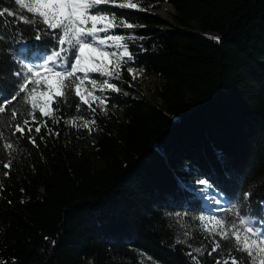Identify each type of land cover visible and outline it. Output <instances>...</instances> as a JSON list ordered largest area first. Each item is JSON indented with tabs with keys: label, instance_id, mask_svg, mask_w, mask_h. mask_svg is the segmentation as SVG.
Segmentation results:
<instances>
[{
	"label": "trees",
	"instance_id": "1",
	"mask_svg": "<svg viewBox=\"0 0 264 264\" xmlns=\"http://www.w3.org/2000/svg\"><path fill=\"white\" fill-rule=\"evenodd\" d=\"M164 2L175 10L172 22L153 11ZM141 4L146 11L109 9L137 27L112 33L134 37L121 79L90 74L122 90H104L107 114L93 104L95 113L86 105L77 113L74 100L61 105L60 122L48 120L60 135L42 128L38 148L11 137L0 119L17 144L9 157L0 141V164L13 160L7 177L0 166V259L8 264H194L188 253L197 247L206 250L200 264L229 252L244 264L231 241L212 256L207 235L187 241L181 224L196 231L208 213L195 193L200 180L225 197L231 217L264 230V0ZM3 7L16 6L0 0ZM0 36L2 100L17 90L20 61L43 60L56 42L36 41L22 23ZM128 67L159 81L154 95L137 88ZM78 116L96 120L90 152L85 132L64 123Z\"/></svg>",
	"mask_w": 264,
	"mask_h": 264
},
{
	"label": "snow or ice",
	"instance_id": "2",
	"mask_svg": "<svg viewBox=\"0 0 264 264\" xmlns=\"http://www.w3.org/2000/svg\"><path fill=\"white\" fill-rule=\"evenodd\" d=\"M14 5L16 7L12 9H0V18L13 17L12 21L0 19V29L22 23L35 31L36 41L51 36L56 42L54 50L41 62L20 61L24 71L14 73L20 78L17 90L0 100V119L4 120L3 126L10 129L11 137H27V142L38 148L37 136L41 141L45 139V136H40L42 128L48 136L60 135L49 126L48 120L54 124L60 122L62 117L57 113L60 112L61 105L71 106L74 100L77 113L82 111V105H86L95 113L96 109L92 108V104L99 101L97 107L103 106L101 110L107 114V97L95 95L97 87L100 91L107 89L116 93L122 90L117 84L110 82V79L97 80L90 74L120 80L122 66L134 60V54L126 43V39L134 37L112 33L119 27H137L109 9H147L142 6L141 0H14ZM209 38L219 42V37ZM112 47L119 51L107 50ZM141 71L127 68L133 79H136V74ZM86 82L92 86L91 89L86 87ZM17 103L22 107H17ZM76 120H82L83 123L77 125ZM64 123L73 128L87 129L91 134L96 120L78 116L65 120ZM0 141H5L3 149L8 152L9 157L17 151V144L3 131H0ZM12 163L13 160L9 158L0 164L3 169L8 170L2 173L4 177L11 172ZM199 183L206 184V181L200 180ZM0 191H3V185H0ZM235 215L238 217V223L232 221L230 224L216 216L198 217L204 232L209 236L219 237V240H212V247L207 250V255L212 256L213 253L220 252L221 241H231L236 251L247 256L244 264H264V231L254 227L252 221L240 213ZM205 251L197 247L188 255L192 257L194 264H200L197 256H202ZM0 264L8 262L0 259ZM12 264H15L14 259ZM215 264H241V259L229 252L227 258H217Z\"/></svg>",
	"mask_w": 264,
	"mask_h": 264
},
{
	"label": "rangeland",
	"instance_id": "3",
	"mask_svg": "<svg viewBox=\"0 0 264 264\" xmlns=\"http://www.w3.org/2000/svg\"><path fill=\"white\" fill-rule=\"evenodd\" d=\"M155 13L159 14L167 20L168 22H172L175 16V10L174 8L168 4L167 2L162 3L157 9L153 10ZM103 36L104 34L101 33ZM112 42H109L111 44ZM23 49V47H22ZM108 51H119L118 49L112 47L108 48ZM27 63V62H26ZM31 63V62H30ZM82 75V74H81ZM136 79H133L134 84L137 86L139 90H141L145 95L149 96L151 95L154 90L158 89L160 86V83L157 79L147 77L142 72H139ZM133 77V75H132ZM97 80H103V79H97ZM86 87L91 89V85L86 82ZM104 91H100L99 87H97V90L95 92V95L100 96L103 98ZM154 95V94H152ZM99 104V101L96 103H93L97 107ZM98 107V108H102ZM77 125H80L83 123L82 120H76ZM76 130H83L85 132L86 137V151L90 152L93 149V145L91 142L90 134L87 129L84 128H75ZM198 188L195 189V193L198 194L199 197L203 200V206L208 210V213L203 216H216L217 218L224 219L227 217L228 220H225L229 222V224L232 221H236L238 223V220L234 219L229 215V209L227 205V201L222 195L218 192H214L208 184H200L197 182L196 184ZM253 224V223H252ZM254 227H257L255 224H253ZM181 228L183 229V232L185 233V237L187 241H192V245L195 246L197 243H201L202 240L206 237L210 240L216 239V237L209 236L208 233L204 232L202 229V225L199 221V229L196 227V231H189V228H187V221L186 224H181ZM258 228V227H257ZM262 230V229H261ZM264 231V230H262ZM218 237V236H217Z\"/></svg>",
	"mask_w": 264,
	"mask_h": 264
},
{
	"label": "bare ground",
	"instance_id": "4",
	"mask_svg": "<svg viewBox=\"0 0 264 264\" xmlns=\"http://www.w3.org/2000/svg\"><path fill=\"white\" fill-rule=\"evenodd\" d=\"M42 61V60H41ZM41 61H38V62H41ZM38 62H31V63H38ZM20 67H21V65H20ZM21 69H22V67H21ZM22 71H24L23 69H22ZM132 76V75H131ZM214 192H216V191H214ZM217 193V192H216Z\"/></svg>",
	"mask_w": 264,
	"mask_h": 264
},
{
	"label": "water",
	"instance_id": "5",
	"mask_svg": "<svg viewBox=\"0 0 264 264\" xmlns=\"http://www.w3.org/2000/svg\"><path fill=\"white\" fill-rule=\"evenodd\" d=\"M158 16H160L159 14H158ZM162 17V16H161ZM227 203V202H226Z\"/></svg>",
	"mask_w": 264,
	"mask_h": 264
}]
</instances>
